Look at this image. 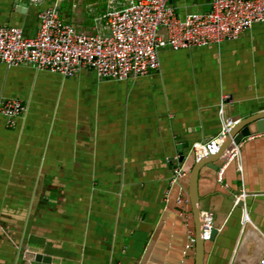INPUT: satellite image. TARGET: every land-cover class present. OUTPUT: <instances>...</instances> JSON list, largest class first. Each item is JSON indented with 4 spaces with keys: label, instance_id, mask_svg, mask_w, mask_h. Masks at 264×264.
I'll return each instance as SVG.
<instances>
[{
    "label": "crops",
    "instance_id": "1",
    "mask_svg": "<svg viewBox=\"0 0 264 264\" xmlns=\"http://www.w3.org/2000/svg\"><path fill=\"white\" fill-rule=\"evenodd\" d=\"M171 3L184 17L211 0ZM54 4L78 31L109 33L108 0H0V25L35 36ZM160 61L124 81L0 63V102L27 104L13 127L0 113V264H195L193 144L264 109V22L218 45L161 48ZM240 151L223 181L200 171L199 205L217 230L204 264L264 259V134ZM176 166L187 175L173 181ZM242 192L248 221L235 202ZM31 247L52 260L27 259Z\"/></svg>",
    "mask_w": 264,
    "mask_h": 264
},
{
    "label": "built area",
    "instance_id": "2",
    "mask_svg": "<svg viewBox=\"0 0 264 264\" xmlns=\"http://www.w3.org/2000/svg\"><path fill=\"white\" fill-rule=\"evenodd\" d=\"M46 1L29 0L39 5ZM102 18L109 26V33H82L62 19L58 5L54 4L40 11V27L35 36H26L22 27L0 25V63L8 67L31 65L66 77L75 76L84 68L110 80L147 76L160 69L161 48L218 45L235 40L254 24L264 22V0H211L208 10L184 17L171 0H108ZM26 110L27 104L19 98L0 102V113L10 127ZM237 122L227 119L216 136L193 144L195 160L216 154ZM262 134L255 132L244 139ZM244 139L239 144L232 143L225 151L218 168L220 181L230 162L240 157ZM173 175L172 180L177 181L187 171L176 166ZM247 196L248 193L242 192L235 202H244L242 198ZM244 207V220L248 221L246 204ZM201 221L204 239L209 240L214 229V213L201 210Z\"/></svg>",
    "mask_w": 264,
    "mask_h": 264
},
{
    "label": "water",
    "instance_id": "3",
    "mask_svg": "<svg viewBox=\"0 0 264 264\" xmlns=\"http://www.w3.org/2000/svg\"><path fill=\"white\" fill-rule=\"evenodd\" d=\"M255 126V128H253ZM255 132H264V109L252 114L248 117L238 120L229 136L221 146L220 150L216 154H212L200 161H196L190 170L189 174V197L192 206L193 219L195 223V245H196V261L195 264H204V257L206 252V242L204 239L203 227L201 221V207L199 205V192H198V180L200 177V171L203 166L207 165L213 169L218 170V160L223 159V155L227 148L232 144H239L244 138L248 137ZM180 148V147H179ZM185 154L180 152L179 161L183 163ZM241 206L245 202L239 203ZM217 230L214 228L212 231L211 239L215 237ZM27 259L49 262L52 260L50 256H46L40 252V249L31 247L25 253Z\"/></svg>",
    "mask_w": 264,
    "mask_h": 264
}]
</instances>
